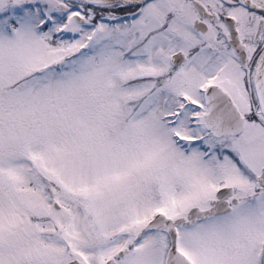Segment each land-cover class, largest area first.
Wrapping results in <instances>:
<instances>
[{
    "label": "snow or ice",
    "instance_id": "6c2138e0",
    "mask_svg": "<svg viewBox=\"0 0 264 264\" xmlns=\"http://www.w3.org/2000/svg\"><path fill=\"white\" fill-rule=\"evenodd\" d=\"M0 264H264V0H0Z\"/></svg>",
    "mask_w": 264,
    "mask_h": 264
}]
</instances>
